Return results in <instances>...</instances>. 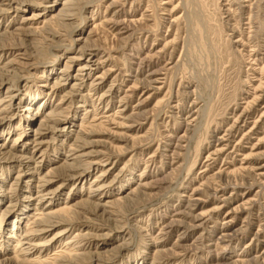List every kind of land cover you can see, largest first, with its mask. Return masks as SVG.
Returning a JSON list of instances; mask_svg holds the SVG:
<instances>
[{
    "label": "rangeland",
    "instance_id": "obj_1",
    "mask_svg": "<svg viewBox=\"0 0 264 264\" xmlns=\"http://www.w3.org/2000/svg\"><path fill=\"white\" fill-rule=\"evenodd\" d=\"M0 80V264H264V0H0Z\"/></svg>",
    "mask_w": 264,
    "mask_h": 264
},
{
    "label": "bare ground",
    "instance_id": "obj_2",
    "mask_svg": "<svg viewBox=\"0 0 264 264\" xmlns=\"http://www.w3.org/2000/svg\"><path fill=\"white\" fill-rule=\"evenodd\" d=\"M84 68H81L80 70H83ZM4 80V79H3ZM3 80H0V86H3L4 85V82H2ZM5 81V80H4ZM264 115V114H263ZM1 117V116H0ZM6 118H0V123H3L2 121H4ZM56 121V120H55ZM2 147V146H1ZM1 154V153H0ZM11 156H14V155H11ZM10 156V157H11ZM18 157V156H17ZM22 157V156H21ZM16 158V157H15ZM14 158V159H15ZM22 159H26L27 160V157H22ZM29 159V158H28ZM18 160H21V159H18ZM28 161V160H27ZM29 161H31L30 159H29ZM99 177H101V175L99 176ZM40 187H43V185H41ZM41 196V195H40ZM40 198H42V197H40ZM69 208L68 207H65V208H63V209H60V210H57V211H53V212H51V213H43V214H41L40 216H39V218H38V221H37V223H43L44 222V224H46V225H49V226H55L56 224H55V221H53L52 220V218H54L55 217V215L58 213V214H60V213H63V212H67V210H68ZM71 216V215H70ZM228 226V225H227ZM229 227V226H228ZM66 232V231H65ZM31 239L29 238V234H25V236L24 237H22V240H21V238H19V239H17V244H20L19 246V249H16L15 251H27V250H29V249H31L32 247H37L38 246V244H36V245H34V244H31ZM70 243V242H69ZM26 245V247H23V246H25ZM30 245H32V247L30 246ZM29 247H31V248H29ZM69 249V248H68ZM75 253V250L73 249L72 250V248L71 249H69V250H65V251H63L62 253H60V255H58V256H61V260L59 261L60 262V264H73V263H76L78 260H79V258L80 257H78L79 255L78 254H74ZM25 253H27V252H25ZM20 256L21 255H24L23 253L22 254H19ZM19 256V257H20ZM18 257V259L17 260H20V261H22V262H26V263H32V264H38L39 262V260L37 261L36 259H34V258H25V259H27V260H25V259H23V260H21L20 258ZM56 258V257H55ZM81 259V258H80ZM83 259V258H82ZM55 260V259H54ZM52 261V260H51ZM56 264V263H55Z\"/></svg>",
    "mask_w": 264,
    "mask_h": 264
}]
</instances>
